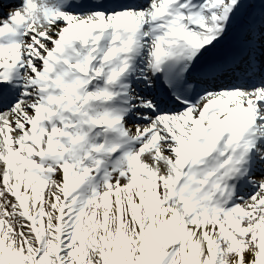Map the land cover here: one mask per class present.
I'll list each match as a JSON object with an SVG mask.
<instances>
[{
	"label": "snow or ice",
	"instance_id": "1",
	"mask_svg": "<svg viewBox=\"0 0 264 264\" xmlns=\"http://www.w3.org/2000/svg\"><path fill=\"white\" fill-rule=\"evenodd\" d=\"M0 264H264V0H0Z\"/></svg>",
	"mask_w": 264,
	"mask_h": 264
}]
</instances>
